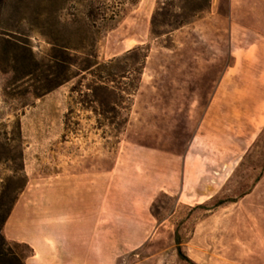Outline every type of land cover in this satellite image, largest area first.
Wrapping results in <instances>:
<instances>
[{
  "label": "rangeland",
  "instance_id": "374dc122",
  "mask_svg": "<svg viewBox=\"0 0 264 264\" xmlns=\"http://www.w3.org/2000/svg\"><path fill=\"white\" fill-rule=\"evenodd\" d=\"M157 1L127 5L119 21L92 28L86 0H0V122L20 118L28 176L3 232L26 264L40 261L37 237L49 264L59 239L95 235L82 208L98 202L107 236L124 246L136 237L115 264H264V4L211 0L182 26L160 16L161 34L151 37ZM192 3L175 0L170 13ZM88 28L97 31L99 62L148 47L138 90L118 99L98 89L101 106L88 89L97 78L83 72L35 96L52 39L85 45L73 37ZM11 29L44 62L25 77L14 62L24 52L3 40ZM111 79V87L129 82ZM12 164L0 163V176Z\"/></svg>",
  "mask_w": 264,
  "mask_h": 264
},
{
  "label": "trees",
  "instance_id": "16d2710c",
  "mask_svg": "<svg viewBox=\"0 0 264 264\" xmlns=\"http://www.w3.org/2000/svg\"><path fill=\"white\" fill-rule=\"evenodd\" d=\"M86 19L89 21L90 27H97V22L102 23L109 21H119L123 18L127 11V5H135L140 0H86ZM175 0H158L157 6L152 14L150 21L151 37H158L161 34L159 25L161 24L160 16L166 18V15L175 16V19H166V24L173 26H182L189 22L190 19L207 9L211 0H193L191 5L179 6V11L170 13L169 8L174 4ZM163 21V22H164ZM97 31L88 28L83 33H78L73 40L85 42V45L73 43H60L59 39H52V47L47 55L50 63V69L44 72V80L40 85L33 89L35 96H40L56 86L68 82L83 72L89 73L97 80L88 86L93 96H97L96 100L101 106L107 105L104 99H100L98 89L110 90L118 99H121L122 91L132 95L139 88V81L143 73L144 64L148 56V47L138 44L123 54L112 57L108 62H99L97 58ZM3 40L11 44L13 51L22 53L20 59L14 62H21L27 67L24 77L32 74L36 67H40L44 62L40 60L28 38L23 36L18 30H7L2 32ZM67 40H71L70 37ZM16 65L12 70L16 71ZM117 67L118 71H111L110 68ZM34 70V71H33ZM51 71V72H50ZM48 73H51L50 76ZM106 74V75H105ZM23 77V78H24ZM117 80V78H129V82L121 84L122 86L114 87L107 84V79ZM123 83V81H121ZM97 95H96V93ZM114 105H120L118 101H113ZM105 113V110H104ZM68 116V114H67ZM68 124V123H67ZM23 133L20 118L0 122V163L5 160L13 162L9 169L11 173L4 177L0 176V264H26L20 253L14 250L11 243L6 238L3 229L9 218L19 195L24 190L28 182V176L24 169L23 162Z\"/></svg>",
  "mask_w": 264,
  "mask_h": 264
},
{
  "label": "crops",
  "instance_id": "0c3cea01",
  "mask_svg": "<svg viewBox=\"0 0 264 264\" xmlns=\"http://www.w3.org/2000/svg\"><path fill=\"white\" fill-rule=\"evenodd\" d=\"M253 1V0H249ZM264 4V0H257ZM245 16L248 18H253L257 16L252 10H245ZM253 25H246L245 29L248 31H256L251 28ZM138 45V44H137ZM136 46V45H135ZM134 47V46H133ZM245 50V48H244ZM228 70L224 74L223 78L227 75ZM228 76V75H227ZM220 86V85H219ZM219 86L214 95L217 96ZM186 187V175L184 173L182 186L179 191V200H181L183 196V192ZM105 209L104 202H98L96 206L84 205L82 208V225H86L90 218L96 221L98 225L94 230L95 235L82 238H76L73 240L67 239L59 241H63V244L57 243L52 245L55 248L56 253H51L50 258L48 259L49 264H115L116 260L123 254H127L132 251L134 247V242L136 237L133 236L132 232L125 240L126 246L123 245L121 240H115L110 236L106 235L107 227L104 223L105 214L102 210ZM91 210L93 212H91ZM14 213V212H13ZM13 213L9 216V219L12 217ZM95 224V223H94ZM84 227V226H83ZM20 234L19 232H17ZM65 241V242H64ZM35 242V251L33 257L40 256V261H36L34 264H46V258L40 254L41 249L44 248V241L42 237H37L34 240ZM133 244V245H132Z\"/></svg>",
  "mask_w": 264,
  "mask_h": 264
}]
</instances>
